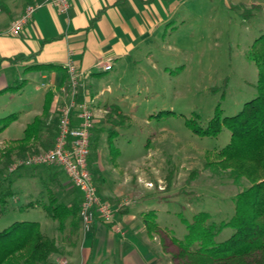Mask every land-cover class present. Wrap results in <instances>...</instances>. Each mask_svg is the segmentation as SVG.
I'll list each match as a JSON object with an SVG mask.
<instances>
[{
	"label": "rangeland",
	"instance_id": "rangeland-1",
	"mask_svg": "<svg viewBox=\"0 0 264 264\" xmlns=\"http://www.w3.org/2000/svg\"><path fill=\"white\" fill-rule=\"evenodd\" d=\"M253 1L250 5L229 7L222 0L216 4L207 1L200 6L198 14L183 18L184 9L179 11L156 38L153 59L157 67L146 65L144 60L131 65L119 79L110 83V95L120 107L121 116L94 112L97 114L95 123L102 120V126L120 123L117 138V133L109 128L108 135L115 136V141L109 147L110 157L105 151L99 152L100 170L112 180L113 186L124 190L145 184L161 201L149 205L159 211L161 224L150 234L167 259L164 264H185L184 254L172 242L175 237L183 239L184 219L190 221L195 213L206 211L215 222L227 220L233 214V196L250 183L245 176L235 181L232 162H225L227 167L223 165L218 151L230 138L225 126L217 136H202L191 131L186 121H195L204 128L216 107L221 117L232 116L256 96L257 66L250 57V47L264 33V0ZM240 11H252L251 18H242ZM22 99L8 98L0 104V117L15 112L20 115V119L0 133V180L4 179L1 189L13 194L7 198L9 210L0 214V231L15 221H36L58 246L61 241H76L77 230L69 231L67 222L61 229L55 220L47 218L42 205L49 204L51 198L44 196L40 200L39 195L32 197L27 192L37 189L39 184L44 187L48 183L52 187L45 175L32 178L27 173H32L36 167H50L48 170L57 174V168L55 165H27L28 157L48 149L30 148L26 143L13 140L22 136L23 125L31 120V117H23L27 101ZM91 151L90 147V154ZM89 158L88 169L95 182L99 171L90 166ZM60 177L66 180L62 171ZM37 178L41 182L38 183ZM55 192L57 195L56 189ZM72 192L77 197L81 195L76 187ZM30 200L41 205L27 207ZM147 218L155 221L153 215ZM232 232L226 227L215 239L223 241Z\"/></svg>",
	"mask_w": 264,
	"mask_h": 264
},
{
	"label": "crops",
	"instance_id": "crops-1",
	"mask_svg": "<svg viewBox=\"0 0 264 264\" xmlns=\"http://www.w3.org/2000/svg\"><path fill=\"white\" fill-rule=\"evenodd\" d=\"M207 1L216 4L221 0H70L66 13H59L44 0H0V104L14 97L27 101V105L23 106V117H31V120L23 125V131L35 119L38 127L35 135L27 141V146L51 148L58 131L60 110L70 97L66 65L72 62L80 75L77 103L87 102L99 115L106 112L112 113V117L117 116L122 111L110 95V83L119 79L131 65L136 66L144 60L146 65L155 69L153 47L163 26L183 9L182 18L198 14L200 6ZM222 1L228 7L254 3L253 0ZM31 4L40 6L18 35H10L7 32L10 23ZM106 64H110L111 69L103 70ZM80 103L72 112L75 125L80 122ZM14 114V121L20 119L17 112ZM100 122L95 123L91 130L89 164L99 171L95 178L99 195L113 206L123 204L113 218V223L121 227L123 235L113 232L111 224L100 218L89 229H84L79 222L77 240L61 241V245H57V254L51 255V262L164 264L167 259L155 237H151L144 220L147 213L153 212L155 222L161 227L159 211L149 208V205L154 206L161 201L145 184L124 190L113 186L112 180L100 170L99 154L105 151L110 157L109 147L119 135L120 128L115 127L117 135L108 143L107 135L112 125L106 123L102 126ZM105 134L106 138H103ZM22 137L23 133L13 140ZM41 168L36 167L27 176L45 175L52 187L48 183L44 187L39 184L37 189L27 190L29 196H40L48 189L56 195V189L58 202L70 205L77 201L80 204L82 194L78 197L74 195V186L68 177L65 181L60 177V167L55 166L57 174L48 170L50 167ZM38 205L41 204L34 200L27 203V207Z\"/></svg>",
	"mask_w": 264,
	"mask_h": 264
},
{
	"label": "trees",
	"instance_id": "trees-1",
	"mask_svg": "<svg viewBox=\"0 0 264 264\" xmlns=\"http://www.w3.org/2000/svg\"><path fill=\"white\" fill-rule=\"evenodd\" d=\"M239 15L249 19L252 11H240ZM250 57L257 66L256 96L232 116L221 117L220 109L216 107L204 128L195 121H186L191 131L202 136H217L225 126L230 138L218 151L223 165L227 167L225 162H232L235 181L239 182L245 176L250 183L233 196L234 210L227 220L215 222L206 211L195 213L190 221L183 220L186 233L183 239L175 237L172 242L184 254L185 264H264V33L252 43ZM15 118L14 113L0 117V133ZM36 120L24 129L23 137L15 142L27 143L35 135L38 128ZM119 125L116 121L110 130L115 133V127ZM111 139L107 135L108 143ZM3 180H0V214L9 210L8 199L13 195L12 191H2ZM44 196L51 198L49 204L42 206L46 216L55 220L61 229L67 222L69 231L75 232L80 222L77 201L70 205L58 202L50 189L46 193L41 192L39 199ZM153 214L147 213L144 219L149 232L159 228L155 221L147 218ZM226 227L233 230L232 234L218 242L216 236ZM57 251L54 239L43 232L36 221H15L0 231V264H52L51 255L57 254Z\"/></svg>",
	"mask_w": 264,
	"mask_h": 264
},
{
	"label": "built area",
	"instance_id": "built-area-1",
	"mask_svg": "<svg viewBox=\"0 0 264 264\" xmlns=\"http://www.w3.org/2000/svg\"><path fill=\"white\" fill-rule=\"evenodd\" d=\"M45 4L53 6L59 13H66L70 7V0H44ZM40 4L27 5L17 19L13 20L7 32L16 36L23 25L32 17ZM107 71L110 64L102 67ZM70 97L66 105L60 110L58 131L51 148L32 155L26 159L27 165H55L62 169L74 187L80 190L82 198L79 204V221L84 229H89L97 218L111 224L113 232L123 235L113 218L118 206L105 201L98 193L97 187L88 169L90 155V134L95 123V114L87 102L80 103L78 117L80 122L75 125L72 120L73 109L77 106V88L79 86V72L69 62L66 65Z\"/></svg>",
	"mask_w": 264,
	"mask_h": 264
}]
</instances>
